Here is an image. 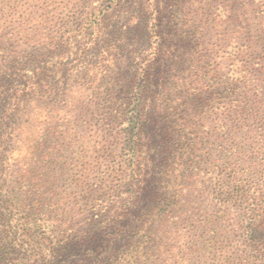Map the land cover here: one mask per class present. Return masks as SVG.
<instances>
[{
	"label": "rangeland",
	"instance_id": "374dc122",
	"mask_svg": "<svg viewBox=\"0 0 264 264\" xmlns=\"http://www.w3.org/2000/svg\"><path fill=\"white\" fill-rule=\"evenodd\" d=\"M141 1L101 17L95 35L85 28L109 0H74L69 5V0H0V72L18 58L22 62L15 88H22L23 76L33 74L37 64L58 68L55 76L37 82L35 91L24 96L23 111L9 129L20 126L21 142L14 141L0 154L12 165V179L22 173L27 180L23 190L40 197V210L55 224L54 236L78 237L93 228L94 206L95 212H104L110 196H127L120 183L123 156L109 154L106 148L111 143L118 152L124 94L130 78H140L141 69L127 66V45L114 32L126 28ZM159 3L165 12L160 39L154 36L139 51L141 68L149 64L146 90L151 100L136 176L143 179L151 172L155 182L160 178L157 184L167 196H172L167 173L182 172L186 177L181 203L169 217L173 235L161 248L165 253L170 247L169 253L159 264H182L188 254L187 264H245L246 204L230 200L223 207V197L219 201L215 190L216 182L221 179L225 185L234 173L247 191V182H257L258 167L264 166V0ZM43 6H48L46 21L40 18ZM188 32L191 37L186 39ZM63 34L70 37L68 46L51 52L50 44ZM87 46L88 58L72 64ZM137 81L136 87L141 83ZM49 89L50 96L45 92ZM108 91L115 94L112 103H107ZM27 104L34 105L37 116L24 110ZM171 108L176 109L178 124L173 131L165 122ZM107 175L112 181L105 188ZM144 186L154 192L152 184ZM100 187L103 190L97 191ZM4 198L18 204L20 197L6 193ZM144 202L128 214L131 224L145 211ZM122 204L119 199L110 214L105 212L104 223L93 229L94 234L108 238L106 234L115 231ZM10 211L12 216L19 214L14 206ZM202 230L207 236L218 234L216 256L205 248L202 256L192 258L189 240L199 238ZM123 232L111 248L103 247L101 258L116 248Z\"/></svg>",
	"mask_w": 264,
	"mask_h": 264
},
{
	"label": "trees",
	"instance_id": "16d2710c",
	"mask_svg": "<svg viewBox=\"0 0 264 264\" xmlns=\"http://www.w3.org/2000/svg\"><path fill=\"white\" fill-rule=\"evenodd\" d=\"M73 1L69 0L68 5L73 4ZM109 1V4L100 10L99 14L94 16V21L87 24L85 31L96 35L99 31L100 22L107 13L112 11L120 12L122 8L133 0ZM159 1L142 0L138 11L130 17L126 28H118L114 32L116 37L127 45V66H132L136 70L141 69L140 78H130L132 84L124 94L127 95L123 106L125 107L124 118L121 122V129L116 136L118 152L115 153V147L111 143L106 148V152L109 154H122L123 156V171L120 183L125 189L127 196L124 198H121L120 195L110 196L105 203L106 210L104 212H95L97 209L94 206V218L92 220L96 221L92 225L93 228L87 229L85 233L79 234L78 237L73 238L66 234L61 237L54 236L52 228L55 227V224H53L52 219H46L47 214L40 210L38 201L40 197L35 193L30 194L29 190H23L24 183L27 180L24 179L25 177L22 173L12 179L14 177L10 168L12 165L9 164L6 157L0 156V264H159L160 259L169 253L170 247L168 249L167 247L165 248V253L167 254L161 248L164 247L163 242L168 241L173 235L170 230L173 222L169 217L174 206L181 203L185 189V182L183 184L186 178L185 174L182 172L167 173L169 177L167 185L168 189L172 190V196H167L165 195L166 193L162 192L161 189L163 188L160 189V184H157L160 178L155 182L156 178L154 179L149 174L151 172L148 171L146 173L147 176L143 179L140 176H136L142 151L143 126L148 118L147 112H149V108L147 107H150L151 100L150 92L148 89L146 90L149 64L146 68H141L143 56L141 57V52L139 51L142 45L151 41L154 36L160 39L159 28L162 25L165 12L160 9ZM47 7L43 6L40 16V18H44V21L47 20ZM170 24L174 25L175 22L170 20ZM190 37L191 33L185 34L186 39ZM69 41L70 37L63 34L61 40L50 44V51L53 53L64 51ZM90 49L91 47L89 48L88 46L81 48L77 58L71 63L76 64L85 61L88 58ZM157 53H159V49ZM157 53L155 52L153 60L158 56ZM20 62L22 61L13 57L12 62L8 65H3V69L0 72V154H5L7 145L13 144L14 141L21 142L23 130H20V126L16 129L13 128V131H9V129L17 123L18 116L23 111L21 105L24 96L29 92L35 91L37 82L46 77L55 76L56 72H58V68L52 69L44 63H39L33 68V74L23 76L22 83L24 87L15 88L16 76L18 75L16 70L20 68ZM137 80H141L138 87H136ZM95 81L99 80L95 78ZM52 91L49 89L45 92H49L50 96ZM182 94L184 93L182 92ZM106 96L107 103H112L115 94L108 91ZM181 99L184 100L183 102L186 105L185 96ZM26 109L31 116H37L34 105L29 106L27 104L24 110ZM175 110L171 108V112L165 116V122L169 123L167 125L172 131L178 126L175 123ZM26 129L31 130V128ZM172 131L168 132L170 138L173 136ZM21 149L23 147L17 149V154H21ZM191 163L194 165V162ZM6 167H8V170L5 169ZM258 173L260 177L257 182H247V191L244 190V186L240 184V180L234 173L230 175L225 185L221 182V179L216 182L219 188L215 192H218L219 201L222 200L220 197H223L222 204L230 200L236 203H242L244 200L246 204L244 215L245 235L243 239L244 250L247 252V257L244 258L245 264H264V166L261 170L258 167ZM110 178L111 175H107L105 183H103L105 188L112 181ZM146 182L152 184L154 192L147 190L149 194L146 193L145 195L147 191L144 189V183ZM163 182L165 181L163 180ZM8 183L10 184L8 185ZM104 187H100L97 191L103 190ZM6 193L20 197L18 198V204H13L6 200L4 198ZM119 199H121L123 204L122 211L118 214V220H114L115 231L108 232L106 234L108 238L101 234H94L93 229L104 223L102 216L105 212L110 214ZM144 199L145 202L143 201ZM142 202L146 204V208L144 207L145 211L139 214L137 216L138 220L131 224L128 214ZM224 205L222 206L224 207ZM13 206L19 211L17 216H12L10 213ZM54 219L57 223L58 220ZM177 223L182 222H175V224ZM185 223L189 222L186 220ZM190 224L192 225V223ZM56 227H59V224ZM204 227H206V224L199 226V231ZM124 228L125 230H123ZM122 231L124 232L119 234L122 237L116 242V248L114 247L115 249L110 250L108 254L101 258L100 253L103 247L108 246V248H111L117 240L118 233ZM197 235L198 233L194 236ZM217 236V233L207 236L202 230L199 238L189 240L192 258L202 256L201 251L205 248L210 251L211 255L216 256L214 251L217 250L218 246ZM96 244L100 246L95 248ZM188 256L181 259L182 264L188 263L191 258Z\"/></svg>",
	"mask_w": 264,
	"mask_h": 264
}]
</instances>
